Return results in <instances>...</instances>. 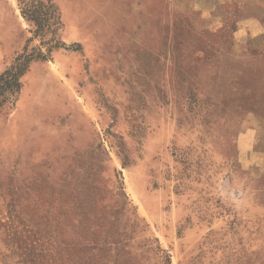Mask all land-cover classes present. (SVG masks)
I'll use <instances>...</instances> for the list:
<instances>
[{
    "label": "rangeland",
    "instance_id": "374dc122",
    "mask_svg": "<svg viewBox=\"0 0 264 264\" xmlns=\"http://www.w3.org/2000/svg\"><path fill=\"white\" fill-rule=\"evenodd\" d=\"M53 1L66 46L0 112L4 262L264 264V158L244 157L248 131L264 148V49L233 51L243 14ZM31 28L0 0V74Z\"/></svg>",
    "mask_w": 264,
    "mask_h": 264
},
{
    "label": "trees",
    "instance_id": "16d2710c",
    "mask_svg": "<svg viewBox=\"0 0 264 264\" xmlns=\"http://www.w3.org/2000/svg\"><path fill=\"white\" fill-rule=\"evenodd\" d=\"M22 16L31 24L33 36L28 43L39 39L41 44L24 50L0 74V112L7 106H14L22 89L21 78L36 60H47L53 49L65 47L58 36L62 26L61 13L53 0H18ZM43 46L46 49H43ZM123 208H115L119 213Z\"/></svg>",
    "mask_w": 264,
    "mask_h": 264
},
{
    "label": "crops",
    "instance_id": "0c3cea01",
    "mask_svg": "<svg viewBox=\"0 0 264 264\" xmlns=\"http://www.w3.org/2000/svg\"><path fill=\"white\" fill-rule=\"evenodd\" d=\"M195 14L201 25H205L216 14L220 13L223 5L229 9L228 16H237L241 12L242 17H237V28L233 32V51H243L248 47L264 49V0H192ZM253 10L254 12H251ZM236 18V17H235ZM248 145L244 151L245 159H253L254 156L264 158V148L257 151L255 139L251 131L247 132ZM251 162V161H249ZM250 164V163H249ZM253 166V165H251ZM0 264H6L0 253Z\"/></svg>",
    "mask_w": 264,
    "mask_h": 264
}]
</instances>
